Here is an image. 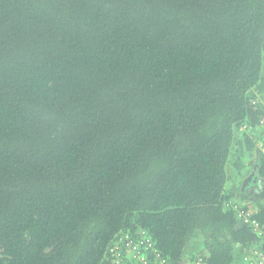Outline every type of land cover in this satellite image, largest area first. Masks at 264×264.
<instances>
[{"label": "trees", "instance_id": "trees-1", "mask_svg": "<svg viewBox=\"0 0 264 264\" xmlns=\"http://www.w3.org/2000/svg\"><path fill=\"white\" fill-rule=\"evenodd\" d=\"M259 118L264 0H0V264H248Z\"/></svg>", "mask_w": 264, "mask_h": 264}, {"label": "built area", "instance_id": "built-area-1", "mask_svg": "<svg viewBox=\"0 0 264 264\" xmlns=\"http://www.w3.org/2000/svg\"><path fill=\"white\" fill-rule=\"evenodd\" d=\"M258 123L260 125H264V118H259ZM263 152H264V148ZM228 206H232L235 216L237 219L241 220L242 222H250V224L253 227L254 232L257 234H262V228L260 227V224L258 220L254 217V210L252 207H250L247 203L244 202H235L231 200V202L227 203ZM127 237V235H125ZM150 240L142 236L140 239V243L137 245H133L132 249L134 251V257L138 258L139 260H142L143 262H146L147 256L146 252L148 254H153L156 252V250L152 247ZM144 245V249H141L140 245ZM243 260H245L248 264H264V248L258 249V248H249L244 254H243ZM165 260L162 259L158 262V264H164ZM198 264H201V261L199 260L197 262Z\"/></svg>", "mask_w": 264, "mask_h": 264}, {"label": "rangeland", "instance_id": "rangeland-1", "mask_svg": "<svg viewBox=\"0 0 264 264\" xmlns=\"http://www.w3.org/2000/svg\"><path fill=\"white\" fill-rule=\"evenodd\" d=\"M227 184H229V181L227 182ZM232 184L230 183V186H231ZM233 188H237V185L236 184H234L233 185ZM261 195H262V193H261ZM245 198H246V200H245ZM257 198V197H256ZM242 201H244V202H246V203H253V201H254V199H253V197H249V198H247V197H244V199L242 200ZM255 204H256V201H255ZM252 205L251 204V207H256V205ZM203 242V237L202 236H198V238L195 240V242L193 241L192 243L193 244H191V247H190V249L191 248H193V247H195L196 248V251H198L199 249H201L202 247H203V244H202V242ZM200 243V244H199ZM195 244H196V246H195ZM194 248V249H195Z\"/></svg>", "mask_w": 264, "mask_h": 264}, {"label": "crops", "instance_id": "crops-1", "mask_svg": "<svg viewBox=\"0 0 264 264\" xmlns=\"http://www.w3.org/2000/svg\"><path fill=\"white\" fill-rule=\"evenodd\" d=\"M242 202H244V201H242ZM255 202V200L253 201V203ZM244 203H246V202H244ZM249 205H251L250 203H248ZM195 246H196V244H195ZM195 247H193V248H191L190 250V252H194V251H196V248L194 249Z\"/></svg>", "mask_w": 264, "mask_h": 264}, {"label": "water", "instance_id": "water-1", "mask_svg": "<svg viewBox=\"0 0 264 264\" xmlns=\"http://www.w3.org/2000/svg\"><path fill=\"white\" fill-rule=\"evenodd\" d=\"M244 184H245V182H244ZM244 184H243V185H244Z\"/></svg>", "mask_w": 264, "mask_h": 264}]
</instances>
